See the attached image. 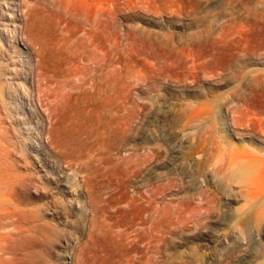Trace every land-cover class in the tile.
I'll return each instance as SVG.
<instances>
[{
	"label": "rangeland",
	"instance_id": "rangeland-1",
	"mask_svg": "<svg viewBox=\"0 0 264 264\" xmlns=\"http://www.w3.org/2000/svg\"><path fill=\"white\" fill-rule=\"evenodd\" d=\"M0 264H264V0H0Z\"/></svg>",
	"mask_w": 264,
	"mask_h": 264
}]
</instances>
